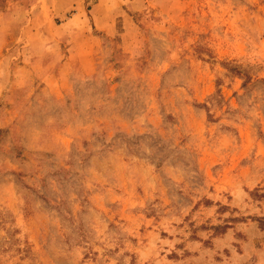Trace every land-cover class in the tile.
Returning <instances> with one entry per match:
<instances>
[{
	"label": "rangeland",
	"instance_id": "rangeland-1",
	"mask_svg": "<svg viewBox=\"0 0 264 264\" xmlns=\"http://www.w3.org/2000/svg\"><path fill=\"white\" fill-rule=\"evenodd\" d=\"M34 2L0 0V264H264V0Z\"/></svg>",
	"mask_w": 264,
	"mask_h": 264
},
{
	"label": "crops",
	"instance_id": "crops-1",
	"mask_svg": "<svg viewBox=\"0 0 264 264\" xmlns=\"http://www.w3.org/2000/svg\"><path fill=\"white\" fill-rule=\"evenodd\" d=\"M87 0H35L34 3H32V7L30 9H28V11L26 10V15H30V12L32 13V18L36 19V14H40L42 13L43 15H47V19L46 20H53V19H57V18H65L66 13L72 9V8H77L81 5L84 4V2H86ZM82 9H80V11H78L76 14L74 13V17L77 18L78 15L82 13L81 11ZM34 12V13H33ZM14 15V14H13ZM21 15V14H20ZM79 15V16H80ZM10 17V13L4 10L0 11V17ZM74 17H67V22L65 24H63L62 27H66V25H69V23L74 20ZM81 19V17H80ZM31 22V21H29ZM44 36L43 34H40L39 30H37L34 35L36 37H40V42L37 43V50H42L44 52H47L52 45H50V43H48V34L44 31ZM31 44V42H30ZM18 48V47H16ZM20 49L18 48L15 52L19 51ZM14 52V53H15Z\"/></svg>",
	"mask_w": 264,
	"mask_h": 264
},
{
	"label": "trees",
	"instance_id": "trees-1",
	"mask_svg": "<svg viewBox=\"0 0 264 264\" xmlns=\"http://www.w3.org/2000/svg\"><path fill=\"white\" fill-rule=\"evenodd\" d=\"M262 225V228H264V224H261Z\"/></svg>",
	"mask_w": 264,
	"mask_h": 264
}]
</instances>
